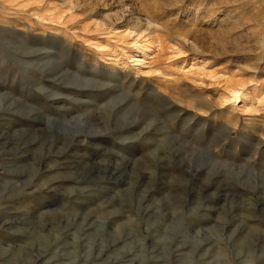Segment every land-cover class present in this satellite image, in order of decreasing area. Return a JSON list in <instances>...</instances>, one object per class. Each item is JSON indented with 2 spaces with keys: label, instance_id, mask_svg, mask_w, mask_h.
Segmentation results:
<instances>
[{
  "label": "rangeland",
  "instance_id": "1",
  "mask_svg": "<svg viewBox=\"0 0 264 264\" xmlns=\"http://www.w3.org/2000/svg\"><path fill=\"white\" fill-rule=\"evenodd\" d=\"M0 264H264V0H0Z\"/></svg>",
  "mask_w": 264,
  "mask_h": 264
},
{
  "label": "bare ground",
  "instance_id": "2",
  "mask_svg": "<svg viewBox=\"0 0 264 264\" xmlns=\"http://www.w3.org/2000/svg\"><path fill=\"white\" fill-rule=\"evenodd\" d=\"M235 98H236V99L238 98L237 95L235 96Z\"/></svg>",
  "mask_w": 264,
  "mask_h": 264
}]
</instances>
